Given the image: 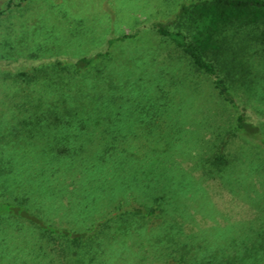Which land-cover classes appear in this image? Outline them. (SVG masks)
Here are the masks:
<instances>
[{
	"label": "rangeland",
	"instance_id": "rangeland-1",
	"mask_svg": "<svg viewBox=\"0 0 264 264\" xmlns=\"http://www.w3.org/2000/svg\"><path fill=\"white\" fill-rule=\"evenodd\" d=\"M188 1L0 0V264H198L264 228V148L152 28ZM249 59L235 93L264 135V50ZM155 197L157 220L103 223Z\"/></svg>",
	"mask_w": 264,
	"mask_h": 264
},
{
	"label": "trees",
	"instance_id": "trees-1",
	"mask_svg": "<svg viewBox=\"0 0 264 264\" xmlns=\"http://www.w3.org/2000/svg\"><path fill=\"white\" fill-rule=\"evenodd\" d=\"M152 28L181 52L194 71L208 77L221 100L234 109L236 115L230 135H243L264 148V135L254 121H249L247 117L250 110L235 93L240 87L255 84L254 65L249 58L255 56L257 60V56L259 58L264 50V0H189L179 5L173 18L153 23ZM128 36H131L130 33L117 39ZM107 57L108 50L78 57L71 63V73L76 76L96 60ZM56 64L61 66L62 61L57 60ZM62 69L63 66L59 70ZM66 112L69 117L76 113L69 110ZM108 148L111 149V146ZM206 161L218 174L225 172L231 164L220 147ZM159 199L155 197L151 204H120L105 217L103 223L134 216L153 222L162 213ZM94 229L92 227L83 233L63 230L56 232L70 236L77 242L84 236L90 237ZM254 231L255 237L241 240L234 238L226 252L212 253L198 264H264V228ZM184 261L179 257L173 263L164 264H184Z\"/></svg>",
	"mask_w": 264,
	"mask_h": 264
}]
</instances>
